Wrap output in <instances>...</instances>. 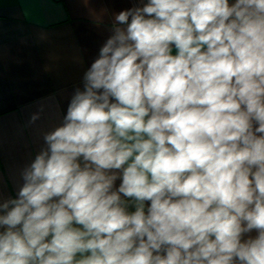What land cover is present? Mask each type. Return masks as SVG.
Returning a JSON list of instances; mask_svg holds the SVG:
<instances>
[{
    "label": "clouds",
    "instance_id": "obj_1",
    "mask_svg": "<svg viewBox=\"0 0 264 264\" xmlns=\"http://www.w3.org/2000/svg\"><path fill=\"white\" fill-rule=\"evenodd\" d=\"M112 32L0 203V264H264V0H147Z\"/></svg>",
    "mask_w": 264,
    "mask_h": 264
},
{
    "label": "crops",
    "instance_id": "obj_2",
    "mask_svg": "<svg viewBox=\"0 0 264 264\" xmlns=\"http://www.w3.org/2000/svg\"><path fill=\"white\" fill-rule=\"evenodd\" d=\"M144 3L0 0V203L17 197L24 169L46 147L44 135L63 122L72 96L83 90L115 15Z\"/></svg>",
    "mask_w": 264,
    "mask_h": 264
}]
</instances>
